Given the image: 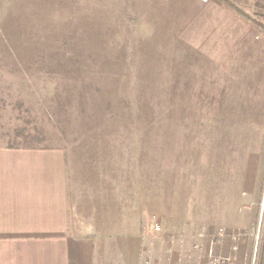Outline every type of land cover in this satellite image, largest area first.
Listing matches in <instances>:
<instances>
[{"label":"rangeland","instance_id":"374dc122","mask_svg":"<svg viewBox=\"0 0 264 264\" xmlns=\"http://www.w3.org/2000/svg\"><path fill=\"white\" fill-rule=\"evenodd\" d=\"M4 1L11 138L114 159L118 188L130 168L146 218L138 262L259 264L264 40L225 36L221 0Z\"/></svg>","mask_w":264,"mask_h":264},{"label":"crops","instance_id":"0c3cea01","mask_svg":"<svg viewBox=\"0 0 264 264\" xmlns=\"http://www.w3.org/2000/svg\"><path fill=\"white\" fill-rule=\"evenodd\" d=\"M221 9L225 36L264 40V0H221ZM8 121L6 131L0 120V264H139L146 220L131 169L118 188L114 159H71L63 143L21 144L10 135L20 118Z\"/></svg>","mask_w":264,"mask_h":264},{"label":"built area","instance_id":"2783aa9c","mask_svg":"<svg viewBox=\"0 0 264 264\" xmlns=\"http://www.w3.org/2000/svg\"><path fill=\"white\" fill-rule=\"evenodd\" d=\"M154 230L155 231H159L160 230V226H159V224L156 222L155 223V225H154ZM220 236L222 235V233L221 234H219ZM218 239V238H217ZM217 239H213V241H212V243L213 244H215L216 242H217ZM213 253V252H212ZM216 261V260H215ZM226 261V260H225ZM224 262V261H223ZM139 264H151V262L149 261V260H143L142 262H140ZM210 264H214L213 263V260H211L210 261Z\"/></svg>","mask_w":264,"mask_h":264},{"label":"trees","instance_id":"16d2710c","mask_svg":"<svg viewBox=\"0 0 264 264\" xmlns=\"http://www.w3.org/2000/svg\"><path fill=\"white\" fill-rule=\"evenodd\" d=\"M263 251H264V246L262 247V252ZM263 258H264V253H262L261 260H260L259 264H263Z\"/></svg>","mask_w":264,"mask_h":264}]
</instances>
